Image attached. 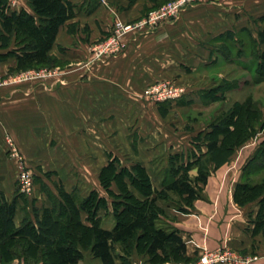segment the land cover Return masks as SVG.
<instances>
[{
  "label": "crops",
  "instance_id": "crops-1",
  "mask_svg": "<svg viewBox=\"0 0 264 264\" xmlns=\"http://www.w3.org/2000/svg\"><path fill=\"white\" fill-rule=\"evenodd\" d=\"M68 1L75 6L76 15L59 28L50 52L58 66L17 71L21 34L14 31L8 35L2 17L25 12L35 17L36 25L40 19L30 0H0V36L10 38L7 46L0 44V81L5 82L0 85V180L10 173L6 170L8 135L28 164L55 172L67 192L75 191L81 197L103 189L100 175L112 162L118 167L141 165L149 173V168L160 163L169 166L172 156L193 151L196 137L209 131L200 132L194 119H187L193 97L198 95L207 102L203 93L210 88L202 87L203 82L215 78L223 64L242 61L237 55L241 50L238 40L247 32L256 37L264 29V0H198L174 21L127 37V48L120 56L94 61L92 46L109 35L116 20L136 21L151 11L154 3ZM227 32H233L237 42L220 39ZM44 70L56 74L44 80H15L24 72ZM175 79L184 82L193 97L171 104H156L144 97L155 83ZM247 158L237 149L211 174L202 199L194 201L187 213L171 211V224L186 243L187 257L194 259L206 250L226 246L258 255L260 259L252 264H264V229L258 231L254 224L258 206L235 202L236 187L251 159ZM13 198V194L7 197L10 202ZM37 199L26 209L18 206L16 226H21L27 213L32 215L34 207H51L46 197ZM39 200L43 207L38 206ZM108 202L109 211H99L102 224L113 213V199ZM131 262L150 264L147 256L137 252L131 255ZM79 264L102 261L86 251Z\"/></svg>",
  "mask_w": 264,
  "mask_h": 264
},
{
  "label": "trees",
  "instance_id": "trees-1",
  "mask_svg": "<svg viewBox=\"0 0 264 264\" xmlns=\"http://www.w3.org/2000/svg\"><path fill=\"white\" fill-rule=\"evenodd\" d=\"M150 1L154 3L152 10L164 4L162 0ZM30 6L40 19L39 25L35 24L33 15L25 12L2 17V27L8 35L14 31L21 34L22 48L16 53V70L56 67L59 62L50 52L59 28L75 17L76 8L68 0H30ZM246 37L253 44L252 54L257 60L255 83H258V76L264 79V29L259 30L256 37L247 32ZM221 38L237 42L233 32H227ZM244 40H238L241 45L238 57L244 55ZM9 43V37L0 36L2 47ZM233 85L227 82L217 85L204 92L203 98L207 102H222ZM253 107L255 113H250ZM256 107L253 98H249L245 103L237 102L232 109L222 112L217 124L196 137L193 151L171 157L173 173L162 180L161 190L154 188L148 171L141 165L118 167L112 162L103 168L100 175L103 188L111 191V187L116 185L121 191V194L110 192L114 198L112 208L116 221L111 230L102 227L99 217V211H109V202L97 191L86 197L75 191L69 193L63 187L58 190V196L47 191L51 207L42 210L34 207L32 215L27 213L19 227L14 219L20 198L15 196L10 202L0 191V264L16 260L24 264H79L86 251L100 259L102 264H117V260H120L119 264H132L130 257L134 252L147 256L150 264L196 261L187 257L186 243L180 231L159 224V216L164 214L159 203L168 200L170 194H177L185 202L186 208H181V211L187 213L194 201L202 199L203 190L198 185L204 189L212 172L226 164L245 142L246 139H241L243 133L248 134L258 117L264 116ZM200 140L207 149L202 154H198ZM263 156L264 140L244 173L254 167L264 171V161L260 159ZM194 167L197 175L191 178L189 172ZM235 202L239 206L259 203L254 224L258 231L264 229V179L260 184L239 183ZM119 246L124 251L121 255L117 254Z\"/></svg>",
  "mask_w": 264,
  "mask_h": 264
},
{
  "label": "rangeland",
  "instance_id": "rangeland-1",
  "mask_svg": "<svg viewBox=\"0 0 264 264\" xmlns=\"http://www.w3.org/2000/svg\"><path fill=\"white\" fill-rule=\"evenodd\" d=\"M109 35L105 37H108ZM105 37H103L101 40H103ZM244 39H245L244 40L245 45L243 46L244 55L242 61L231 60L229 64L228 63L223 64L222 66H220L219 70H217L218 74L219 72L222 74L221 76L217 74L215 78L213 79L209 78L207 79L206 82H203L202 87L206 89L208 88L212 89L213 87L223 84L224 82H227L229 84H234L235 86L233 85L232 90L226 94V99L224 101L216 102V103H212V102L207 103L201 101L202 99H200L198 95L193 97L192 93H190L191 91L190 92L188 91L187 95L183 99H181V100H188V98L193 97L192 100L194 102L193 103L194 106L191 107V109H189L190 110L189 113L187 112V119L188 120L194 119V121H192L193 125L196 129L200 130V132H202L203 129L207 130L209 127H212L213 125L217 124V121H219L218 117L222 112L229 111L230 109H232L233 105L237 102L245 103L249 98H253L254 102L257 104L256 109L258 110V112L260 111L262 114H264V79H260V77L258 76V83H255L256 74H257L256 71L257 60L254 56V53L252 54L253 51L252 41L248 39L246 36ZM101 40H99L98 42H100ZM232 55L235 58L236 52L233 51ZM170 81H175L187 87V85H185L184 82L179 81L177 79ZM253 110L254 107L252 108V112L250 113H255L254 112L255 110L254 111ZM185 115L186 114H184V116ZM199 136L200 135H198V137ZM241 139H246V140L245 142H243V144H241V146H239V150L241 148V151H243L244 158L246 157L252 158L253 155L256 153V151L259 149L260 144L264 140V116H259L257 122L254 124V128L251 131H249L248 134L243 133ZM9 140H11L12 144L16 146L19 157L21 158L23 157L12 137L7 135L5 138L6 147H7L6 157L11 162L7 161L6 170L9 171L10 173L8 174L9 176L8 178L0 180V191L2 190L5 196L7 197L9 196V198L12 196V194L14 197L18 196L20 198L19 205L23 206L22 207L23 209H26L27 207H31L32 203L38 202L37 198H39L40 196L42 198L46 197V199H48V203L52 205V202L48 198L46 192L50 191L54 195L58 196V190H60L61 187L64 188V185L57 177V174L53 171H49L48 169H45L44 167L41 166L36 167L30 165V163L28 164L23 158L22 160H20L18 157L13 156L11 152L12 147L10 146ZM204 144L205 143L202 140H200V145L198 146V154L200 153L202 154L205 152ZM260 159L264 161V156L261 157ZM15 164L17 167H15ZM23 169L28 173H30V175L32 176L31 178L33 185H32V190L30 192H22L19 187L18 176L20 171ZM149 173L151 175L150 177L151 180L154 181V185L158 187L159 190H161L162 180L166 178L167 174L171 175L173 173L172 166L170 164L169 166L165 167L163 163H160V165H158L157 167L149 168ZM196 175H197V168L194 167L189 172V176L191 178H195ZM263 179H264V171L258 170L257 167H254L251 170L249 169L245 173L243 172L242 181H248L250 182V184H260L263 181ZM198 186L203 190L202 185H198ZM155 189L158 190L157 188ZM98 190L99 191L97 192L102 197L105 198L107 197L106 199L108 200L111 199L114 200V198L110 195L111 191L114 194H121L120 189H118L116 185H113L111 187V191L106 190L104 188L103 189L99 188ZM137 194L138 197H140L139 193ZM159 205L161 206V208H163L164 211V214L159 216V224L162 225L163 227L174 228L173 225L171 224V221L174 220V216H172L171 211L173 210V211L182 212L181 208H186L183 198L177 194H170L168 200L160 201ZM254 205H257L259 208V203H252L249 204L248 206H250V208H253ZM38 206L43 207L42 204H40V200ZM115 222L116 221L112 213V215L104 219L102 227H104L105 229H112ZM123 253L124 251L122 247L119 246L117 248V254L121 255ZM198 257L199 255L197 256V258ZM197 258H194V260L195 259L197 260ZM16 261L10 264H24L22 261L20 262H16Z\"/></svg>",
  "mask_w": 264,
  "mask_h": 264
},
{
  "label": "built area",
  "instance_id": "built-area-1",
  "mask_svg": "<svg viewBox=\"0 0 264 264\" xmlns=\"http://www.w3.org/2000/svg\"><path fill=\"white\" fill-rule=\"evenodd\" d=\"M198 0H173L163 6L150 11L145 16L132 22H124L116 20L110 35L100 42L94 44L91 48V54L94 61L106 60L123 54L127 48L126 38L129 36H138L152 32L161 26H164L179 17L181 12L190 4H194ZM215 1V0H207ZM106 4L105 0H102ZM56 73L49 70L40 72H24L15 80L24 82L28 80H44L55 76ZM5 82L0 81V85ZM187 88L175 81H160L150 86L144 94L145 98L155 102L156 104L175 103L183 99L187 95ZM12 147L13 156L19 157L16 146L9 140ZM32 176L24 169L20 171L18 176L19 187L22 192H30L32 190ZM260 259L258 255L242 254L229 247L223 246L214 250H206L199 255L197 260L190 264H252Z\"/></svg>",
  "mask_w": 264,
  "mask_h": 264
}]
</instances>
